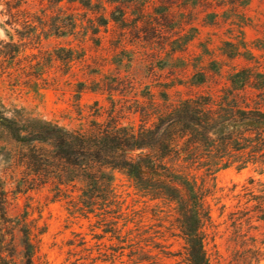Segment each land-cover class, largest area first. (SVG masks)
Returning a JSON list of instances; mask_svg holds the SVG:
<instances>
[{
  "label": "rangeland",
  "instance_id": "obj_1",
  "mask_svg": "<svg viewBox=\"0 0 264 264\" xmlns=\"http://www.w3.org/2000/svg\"><path fill=\"white\" fill-rule=\"evenodd\" d=\"M58 1L0 0V108L27 128L47 121L79 133L136 129L168 122L174 101L225 89L243 90L245 105L264 109V0ZM30 152L0 136V253L15 256L27 233L35 264H111L121 245L77 215L80 186L69 181L58 193L41 185L40 166L20 162ZM251 179L264 188L253 167L214 176V264H235L244 235L264 251V225L238 230L230 216Z\"/></svg>",
  "mask_w": 264,
  "mask_h": 264
},
{
  "label": "trees",
  "instance_id": "obj_2",
  "mask_svg": "<svg viewBox=\"0 0 264 264\" xmlns=\"http://www.w3.org/2000/svg\"><path fill=\"white\" fill-rule=\"evenodd\" d=\"M242 91L174 101L168 122L89 133L47 121L27 128L2 107L0 136L27 144L30 155L20 156V162L34 172L40 166L41 185L58 193L69 181L80 186L77 215L93 218L96 230L121 245L111 254V264H214L207 233L215 174L253 167L264 175V109L245 105ZM134 151L139 154L130 156ZM116 172L127 184L118 183ZM245 191L244 202L230 216L238 230L245 225L256 230L264 225V188L251 179ZM4 213L0 202L2 220ZM36 251L23 233L16 255L0 253V264H35ZM233 257L235 264H262L264 251L255 237L244 235Z\"/></svg>",
  "mask_w": 264,
  "mask_h": 264
}]
</instances>
